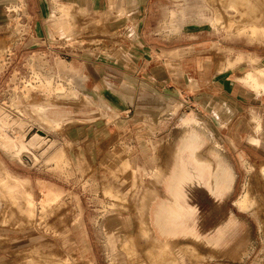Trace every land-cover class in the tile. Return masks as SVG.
<instances>
[{
    "label": "rangeland",
    "instance_id": "obj_1",
    "mask_svg": "<svg viewBox=\"0 0 264 264\" xmlns=\"http://www.w3.org/2000/svg\"><path fill=\"white\" fill-rule=\"evenodd\" d=\"M48 7L35 16L43 25L34 26L27 0H7L0 23V159L28 181L27 187L0 170V212L8 216L0 215V264H30L32 257V264H264V93L246 89V94L236 80L249 70L264 73V36L255 31L264 30V0H148L149 17L140 31L154 57L159 50H173L164 61L177 67L181 78L177 98L152 92L159 100L150 104L153 118L139 113L141 92L133 107L115 111L107 106L119 100L113 91L122 92L117 90L122 76L104 57L120 50L124 34L137 27L112 30L115 18L104 3L105 11L76 10L70 29L57 28L58 6L48 0ZM235 60L242 65L229 70L234 63L228 64L225 83L217 86L221 66ZM95 62L104 64L96 67ZM68 78L78 81L80 93H95L91 105L82 103V95L66 94L64 84L76 86ZM223 103L238 110L228 122L219 109ZM61 104L71 111L69 123L45 116L47 107ZM251 107L257 114L240 113ZM192 117L198 123L185 122ZM244 122L251 130L241 129ZM191 128L204 140L199 155L213 169L218 155L234 175L232 190L220 200L203 187L193 190L199 193L202 233L225 230V243L217 248L188 238L187 208L174 198L173 212L182 211L183 226L173 221L162 233L178 239L162 245L147 224L150 202L167 197L165 175ZM35 130L62 144L79 164H59L56 145L50 147L52 163L45 162L41 150L48 140L32 137ZM63 131L74 140L71 146L65 145ZM26 157L33 168L26 167ZM247 193V208H240L235 201ZM76 224L83 229L89 262L79 259L76 238L68 232Z\"/></svg>",
    "mask_w": 264,
    "mask_h": 264
},
{
    "label": "crops",
    "instance_id": "obj_2",
    "mask_svg": "<svg viewBox=\"0 0 264 264\" xmlns=\"http://www.w3.org/2000/svg\"><path fill=\"white\" fill-rule=\"evenodd\" d=\"M54 1L56 2L58 6V10L60 11V17L56 19V22H54V25L57 26V28L70 29L72 27L71 20L75 16L74 11L76 10L80 12L91 11L92 13L93 12L96 13L97 9L100 12L105 11L106 8L103 7L104 3L111 6V8L108 9L110 12L109 17L115 18V20H113V23L110 24L112 30L120 27L123 28L124 26L133 27V28L137 27V29H134L132 32L126 35L124 34L125 31L122 32L124 36L120 41V43L122 44L123 47H120V50L117 49V52L109 53L107 57H104L105 60H108L107 66L113 69V71H115V74L122 76L120 78L122 82L121 84H119L117 88V90H121L122 92H117L115 90L113 91L114 94L119 98V100L115 99L112 100L111 102H108L107 105L108 107H110L112 110L115 111H118L124 108L125 106L133 107L134 105L138 104L139 102L138 94L139 92H141L140 97L144 102V107L142 110H139V113L146 115V117L153 118L152 117L153 112L151 110L150 104L155 102L158 103L159 100L158 98H156L155 95H154L155 97L152 96V94H154L152 92L164 93L166 91L169 92L171 96L175 95V97L177 98L178 92L180 90L179 83L181 79L179 76V72L177 70L178 68L168 66V62L164 61V57L168 54H172L173 50L172 49L159 50L156 52L157 57H154L153 51H151L149 49V46L147 45V41L144 37L145 33H141L142 31H140L141 27L144 28L146 24V20L149 17L150 10H148V0H54ZM27 2H28V8L30 9V11L32 10V14L34 15L32 24L34 26L41 24L43 25L41 21L36 22L37 20L39 21L41 18L36 19L35 16L36 14L39 16L44 15L45 12L48 11L49 8L48 0H27ZM6 3L7 0H0V23L4 20L3 13H4V6L6 5ZM35 3H37V7H35ZM236 60L226 61L221 66L222 69L220 71V74L215 78V84L217 86H221L222 84L224 85L229 70L237 68L240 65H242L241 62H237ZM99 64H104V63L95 62L94 66L98 67L97 65ZM228 64H233V66H231L229 70H228ZM263 67H264V63H263ZM249 72H251V70L246 71L241 77H237L236 79L237 82L242 85L241 86L242 92H245L246 94L248 93L246 89L255 92L242 82L243 77ZM70 79L72 78H68L66 80H70ZM73 80L76 83L75 87L68 86V83L64 84L66 86L65 87L66 94L70 92H74L75 93L74 96L76 97L82 95V103L86 106L91 105L93 98L96 97L95 93L90 91H87L86 93H80L79 85H77L78 81L72 79L71 82ZM132 93L134 94L133 96ZM135 93H137L136 96ZM142 94H144L145 96ZM102 103L103 105H106L103 101ZM12 104H15V102L13 101ZM28 106L30 107V109L34 107L33 105H28ZM252 108L257 109V107H251L249 109L241 108L240 113L242 114L244 113L246 115H252V116L257 114L256 113L257 111L256 112L251 111ZM219 109L220 111H222V114L227 122L230 121L238 111L236 107L227 103H223L219 107ZM70 114L71 111L66 110L63 104H61L59 108L49 106L46 108V112H45V116L49 120H53L56 122L58 121L60 123L71 122L72 120L68 116ZM192 120H194L193 122H197V123L199 121L198 118L192 117L186 119L185 122H187L188 124H196L191 122ZM256 128H257L256 130H259L260 128L263 129L264 127L260 125V128H258L257 126ZM241 129L246 131L251 130V128H249V125L245 122L241 123ZM251 138H252L251 140L256 139L253 140L255 142L258 141V138L255 136H252ZM47 140H48V144L47 143L45 144L44 142V147L41 150L42 153L44 154L43 160H45V162L52 163L51 156L53 150H50V147L52 145H56L54 147L57 148V153H58L57 160L59 164H63V163H73L74 165L79 164V160H78L79 158L78 157L70 158L67 154V150L62 147V144L56 143L54 139H49L45 135V141ZM63 140L65 141L66 146H71L74 143V140H72V138L67 134V132L64 131H63ZM203 141H204L203 137L193 128H191L184 134L177 148L173 166L171 170L165 175L163 181L164 192L166 193L167 197L158 198L153 202H150V205L148 206L149 211L147 213V217H148L147 224L151 228H153L156 233L160 235L161 237L160 241L162 245L163 243H171L172 241L178 239V238H172V236L165 237L163 235L164 233L163 227L164 225L168 224L166 219L173 220L176 219L177 217H175L174 216L175 214H172V212H170L171 214L169 215V211L160 210V207L165 205H170V203H172L173 198L176 200L177 203L180 201L182 202L185 201L184 203L187 208V212H186L187 214L185 215L184 219L186 220V229L188 232L187 233L188 238H191L196 242H203L206 245L212 246L213 248L220 247L225 243V230L223 227L216 228L214 234L212 235H204L202 233L197 218L199 193L197 192L196 194V192H193V190L203 187L209 194L220 200L222 197L226 195V193L232 190V186L234 183V175L232 174L231 169L221 161L218 155L215 154V158L218 160V166L216 169L211 168L210 162L208 160H205L201 155H199V151L202 145L204 144ZM48 148L49 151L47 153ZM7 156L9 157L10 160H15V159H11L9 155ZM14 158L16 157L14 156ZM33 163H30L26 167L33 168L34 167L32 165ZM180 167H184L186 175L182 183L177 187V189L173 190V187L177 184L178 181ZM2 169H5L6 172L10 174L15 181H17L18 183L24 182L26 183L25 185L28 187L27 185L28 181L24 178L14 175L6 167L4 162L1 161L0 159V170L2 171ZM14 180L7 179L6 182L9 184V186L17 188L19 184L15 185ZM1 182L2 181H0V183ZM0 187H2V183L0 184ZM48 192H49V197H51L50 196L51 191ZM17 196L18 195H15L16 198ZM29 199L31 200V202L35 203L32 191ZM240 199L241 197H239L235 201L236 205ZM170 209L171 210L175 209L173 203ZM0 215L3 219H7L8 217V216H4L2 212H0ZM3 222L5 221L2 220V223ZM115 224L117 223L110 222V226L112 227H114ZM171 224H173V221H171ZM68 232L73 238H76V241L79 246L77 249L79 259L81 258L83 261L89 262L87 261L89 247L83 238L84 233L81 226L79 224H76L75 226H72ZM128 240L129 239H126L123 242H121L123 248L128 246L129 244ZM36 249L37 248H33L32 251L30 252V255L31 254L33 255V252H35ZM29 261L30 264H32V262L34 261L33 257L30 258ZM89 263L92 264L91 262Z\"/></svg>",
    "mask_w": 264,
    "mask_h": 264
},
{
    "label": "bare ground",
    "instance_id": "obj_3",
    "mask_svg": "<svg viewBox=\"0 0 264 264\" xmlns=\"http://www.w3.org/2000/svg\"><path fill=\"white\" fill-rule=\"evenodd\" d=\"M248 21V20H247ZM171 24H173V23H171ZM251 26V25H250ZM252 27V26H251ZM170 28V27H169ZM171 30V29H170ZM255 31H258V33H260L261 35H263L264 36V30H262V29H259V30H255ZM255 31H252V32H255ZM262 37V36H261ZM263 78H264V73L262 72V71H256V72H254V73H248L247 74V77L242 81L244 84H246V86L247 87H249V88H251L253 91H255V92H259L260 90L264 93V81H263ZM8 119V118H7ZM194 120H192L191 122H193ZM190 122V123H191ZM193 123H197V122H193ZM258 128H259V126H258ZM34 132H36V134L34 135V134H31V136L32 135H34V136H32V137H38L40 140H45V134L43 133V132H41V131H38V130H35ZM28 134V133H27ZM1 136V135H0ZM32 137H30L31 139H32ZM29 138V139H30ZM26 139H27V137H26ZM252 139V138H251ZM36 140V139H35ZM253 140H256V139H253ZM253 140H251V141H253ZM26 141V140H25ZM33 141V140H32ZM29 144H30V141L28 142ZM32 143V142H31ZM36 143V142H35ZM35 143H33L34 145H36ZM5 144V143H4ZM26 144V143H25ZM36 148V147H35ZM26 149V148H25ZM38 149V148H37ZM24 150V149H23ZM21 152V151H20ZM23 153V152H22ZM25 163H27L28 165L30 164V160H28L27 159V157L25 158ZM222 168V167H221ZM219 169V168H218ZM181 171H182V173H181V178H180V182L178 183L179 185L182 183V181L184 180V178H185V170H184V167H181ZM218 173H220V172H218ZM222 173V172H221ZM180 176V175H179ZM186 181V180H185ZM232 181V180H231ZM172 184V183H171ZM184 184V183H183ZM177 185V184H176ZM175 185V186H176ZM178 185V186H179ZM175 190L177 189L176 187L174 188ZM176 192V191H175ZM175 195V194H174ZM179 195V194H178ZM180 196V195H179ZM249 193H247V194H245V196L242 198V199H240L239 200V202L237 203L238 204V206L240 207V208H244V207H246V205L248 204V202H249ZM185 202V201H184ZM187 204V203H186ZM249 204H251L252 205V203H249ZM191 205V204H190ZM182 207V206H181ZM161 208H163L162 210L163 211H169V215L171 214L170 212H172V214H175L174 216L175 217H177L176 219H173V220H167L166 219V221L168 222V227L170 226V225H172L171 224V221H174V224L175 225H178V224H180V226L182 227L183 226V224H181L179 221H181V219H182V211L181 212H173V210H171L170 208H168L167 206H161ZM183 208V207H182ZM247 208V207H246ZM181 209V208H180ZM169 215H168V217H169ZM165 217V216H164ZM164 226H166V225H164ZM163 229H164V227H163ZM166 229V228H165ZM172 229H174V228H172ZM167 230H168V228H167ZM166 230V231H167ZM170 230V229H169ZM178 231V230H177ZM165 232V231H164Z\"/></svg>",
    "mask_w": 264,
    "mask_h": 264
}]
</instances>
